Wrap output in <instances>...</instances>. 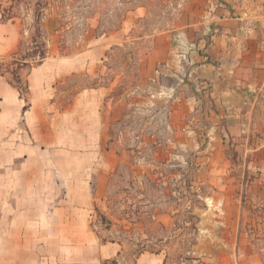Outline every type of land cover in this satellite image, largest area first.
Masks as SVG:
<instances>
[{
  "label": "rangeland",
  "instance_id": "rangeland-1",
  "mask_svg": "<svg viewBox=\"0 0 264 264\" xmlns=\"http://www.w3.org/2000/svg\"><path fill=\"white\" fill-rule=\"evenodd\" d=\"M143 2L149 3L148 18L125 40L109 41L126 13ZM0 6L6 19L23 20L22 55L33 53L36 39H55L61 57L96 50L97 64L57 83L45 128L79 92L108 93L88 120L77 114L67 121L50 150L43 147L28 159L26 148L35 151L33 143L40 146L46 138L38 130L34 138L25 125L21 154L27 159H13L20 154V127L10 128L12 134L0 142V264H41L63 242L34 238L57 228L49 222V205H56L62 187L50 190L45 179L32 177L33 170L44 168L67 185L85 172L100 176V190L87 194L94 203L89 219L101 242L122 244V256L112 264H135L146 250L160 254V264H191L189 257L198 260L194 264H264V196L249 188L254 177L243 178L240 150L228 151L219 167L209 154V89L200 92L195 82L184 80L185 73L174 77L164 66L157 68L161 83L147 86L155 73L148 66L154 37L191 24L193 17L201 20L206 8L193 11L190 0H0ZM102 38L108 41L98 44ZM92 118L97 129L90 128ZM104 129L108 142L95 141Z\"/></svg>",
  "mask_w": 264,
  "mask_h": 264
},
{
  "label": "crops",
  "instance_id": "crops-1",
  "mask_svg": "<svg viewBox=\"0 0 264 264\" xmlns=\"http://www.w3.org/2000/svg\"><path fill=\"white\" fill-rule=\"evenodd\" d=\"M190 5L193 11L206 8L205 16L201 20L193 17L191 24H182L177 31L159 32L154 37L148 66L155 73L152 77L148 75L150 80L147 86L150 88L152 83H161L163 73L157 68L164 66L172 71L174 77L185 73L184 80L195 82L200 92L208 88L211 104L208 112L209 154L218 161L216 165L219 167V160L226 159L228 151L240 150L238 158L242 160L243 178L254 177L249 182V188H255L264 196V0H190ZM149 10V3L137 4L126 13L121 27L109 41L112 39L118 43L125 40L124 37L138 22L148 18ZM5 16L0 6V58L17 53L23 39V20L18 17L8 20ZM107 41V38L96 40L98 44ZM46 43L48 58L27 73L31 106L26 113V103L18 91L6 78L0 77V142L12 134L10 128L20 127V154L13 157L15 162L27 159L26 153L21 154L26 148H21L24 145L22 125L32 130L34 138L36 130L46 138L40 146L33 143L35 151L26 148L29 159L40 154L44 148L50 150L51 141L62 135L60 131L74 115L82 114L80 118L77 117L82 119L83 116L88 120L89 112L100 110L108 97L104 88L79 92L68 108L59 116H54L45 128V114L56 98L57 83L93 67L98 60L96 50L91 47L80 54L61 57L55 39H48ZM188 102L182 100V104ZM192 104L198 105L199 98L193 100ZM92 120L96 123L90 128L97 129V119ZM101 120L102 117L98 123ZM108 134L107 130H102L98 136L95 135V141L107 143L110 138ZM107 154L115 160L114 155ZM224 171L226 174L227 168ZM24 172L26 170L21 168L20 173ZM32 172L33 180L38 177L45 179L50 190L60 185L62 187V191H56V205H49L53 210L49 211V222L56 223V230L46 234L38 232L34 238L63 242L55 249H49L41 264L118 262L122 256V244L117 241L101 242L89 219L94 203L89 202L87 194L90 191L94 197L100 190V176L95 172H85L86 177L67 185L58 183L60 177L50 168ZM215 190H219L218 187ZM159 256L155 252H145L136 258L135 264H160Z\"/></svg>",
  "mask_w": 264,
  "mask_h": 264
},
{
  "label": "trees",
  "instance_id": "trees-1",
  "mask_svg": "<svg viewBox=\"0 0 264 264\" xmlns=\"http://www.w3.org/2000/svg\"><path fill=\"white\" fill-rule=\"evenodd\" d=\"M38 36L37 38H42L41 27L38 25L37 28ZM33 53L29 55H22V46H20V50L5 58H0V77H4L8 80L9 84L18 91L19 96L22 100L25 101L26 105L24 108V113H26L30 109V100H29V86L28 81L22 76L23 71L28 69L31 70L34 67L42 64L48 58V49L47 43L45 41H34L33 42ZM67 56V55H66ZM11 61V64L8 65L7 61ZM145 252H149L148 250L140 252L136 258H138L141 254ZM154 253V252H153ZM188 262L194 264L198 262L197 259L187 258ZM166 264V261H164Z\"/></svg>",
  "mask_w": 264,
  "mask_h": 264
}]
</instances>
